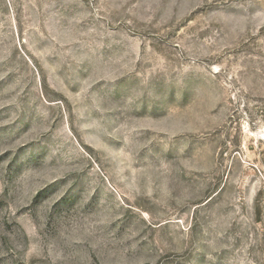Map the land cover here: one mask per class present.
Returning a JSON list of instances; mask_svg holds the SVG:
<instances>
[{"label": "rangeland", "instance_id": "374dc122", "mask_svg": "<svg viewBox=\"0 0 264 264\" xmlns=\"http://www.w3.org/2000/svg\"><path fill=\"white\" fill-rule=\"evenodd\" d=\"M0 264H264V0H0Z\"/></svg>", "mask_w": 264, "mask_h": 264}]
</instances>
